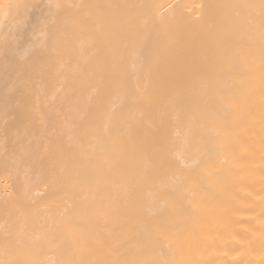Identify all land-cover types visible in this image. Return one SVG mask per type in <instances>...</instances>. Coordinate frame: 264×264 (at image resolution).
<instances>
[{
  "label": "bare ground",
  "instance_id": "bare-ground-1",
  "mask_svg": "<svg viewBox=\"0 0 264 264\" xmlns=\"http://www.w3.org/2000/svg\"><path fill=\"white\" fill-rule=\"evenodd\" d=\"M0 264H264V0H0Z\"/></svg>",
  "mask_w": 264,
  "mask_h": 264
}]
</instances>
